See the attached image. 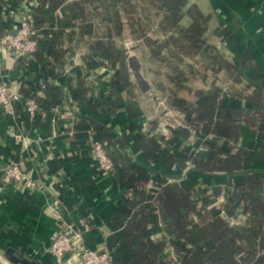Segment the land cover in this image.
Masks as SVG:
<instances>
[{
  "label": "crops",
  "instance_id": "crops-1",
  "mask_svg": "<svg viewBox=\"0 0 264 264\" xmlns=\"http://www.w3.org/2000/svg\"><path fill=\"white\" fill-rule=\"evenodd\" d=\"M188 1L189 6H196L208 19L204 35L208 44L216 48L218 55L240 66L244 77L238 82L209 69L214 74V84L206 82L195 95L180 97L194 105L203 104L209 93L218 89L222 103L217 114L221 110L256 108L246 97L254 94L253 88L247 86L248 79L264 88V0ZM6 4L10 9L7 18ZM27 5L34 7L36 22L43 29L38 51L30 70L2 54L0 77L10 84L18 85L23 81L22 91L27 95L37 85V76H51L55 83L49 90L58 92L55 105L66 98L73 110L79 109L80 123L76 135L62 134L52 138L51 115L31 122L26 117L13 118L0 110V165L17 164L35 183V188H18L15 184L4 190L0 188V255L4 258L0 264H19L18 260L56 264L50 253L51 238L62 228L65 230L63 221L83 235L89 248L108 249L113 264H130L122 236L128 220L140 206L147 204L152 208V220L143 237L154 241L163 239L157 233L159 227L154 215V202L159 203L157 188L162 186L196 182L210 199V192L215 197L226 196L223 193L228 189L235 190L250 174H257L261 179L257 195L264 203V127L243 123L236 141L215 134L218 142L209 139L208 145L221 146L223 157L234 147L245 150L242 171L230 175L224 172L205 174L194 171L192 160L184 165L173 161L165 164L169 154L192 156L182 150V144L190 139L193 131L204 136L213 133L196 129L191 124L193 115L177 109L172 100H166L169 105L162 107L164 100L160 89L141 80L145 72L154 69L145 63L146 60L152 62L156 54L153 46L161 38L143 34L124 7L118 6L122 28L117 32L116 23L109 21L101 1L0 0V33L9 28ZM162 39L168 41L167 36ZM98 42L111 46L114 52L137 64L136 70L128 66L130 85L114 90L111 83L110 93L102 102L97 98L106 91L107 85L104 91L97 92L98 95L92 94L84 79L85 73L95 72L101 60L112 66L110 59L95 50ZM76 56L83 61L80 66L70 60ZM198 56L209 68L203 56ZM118 68L113 69L116 72ZM28 75L31 79L25 84L24 76ZM46 99L54 102L52 96L38 98L39 102ZM90 129L107 145L115 162V170L110 175L98 172L88 147ZM178 129L187 132L175 134L173 130ZM149 138L157 140L161 149L159 155L150 156L144 148L143 141ZM130 199L137 202L131 210ZM228 199L232 202L229 204L232 214L243 207L235 198ZM259 216L264 217V211L253 219ZM258 222L253 220L249 228L259 227ZM187 246L194 249L190 244ZM165 254L168 264L174 260L175 264L179 263L173 246L166 245Z\"/></svg>",
  "mask_w": 264,
  "mask_h": 264
},
{
  "label": "trees",
  "instance_id": "trees-1",
  "mask_svg": "<svg viewBox=\"0 0 264 264\" xmlns=\"http://www.w3.org/2000/svg\"><path fill=\"white\" fill-rule=\"evenodd\" d=\"M97 1L102 2L109 21L116 23L117 32L122 28L118 6L124 7L129 14L134 9L133 0ZM140 1L148 2L152 9L157 10V16L162 18L159 28L168 37L162 48L170 49L172 58H178L183 62L184 57L200 54L208 62L211 71L228 75L238 82L243 80L244 73L241 67L218 55L216 48L208 44L204 38L208 30V19L196 6H189L188 0ZM95 50L111 60L112 68L119 67L112 81L114 90L128 87L130 85L128 66L136 70V61L124 58L122 54L114 52L111 46H105L102 42L95 45ZM204 78L207 81L209 77L204 76ZM247 86L254 90L252 96L246 97L256 107L254 109L221 110L217 114L222 103L218 89L209 93L206 103L194 105L175 95L172 97V105L182 112H190L193 115L191 124L196 129L213 133L222 139L236 141L243 123L264 127V88L252 79H248ZM32 94L30 90L27 96ZM46 94L48 97L52 96L54 102L51 103L46 99L41 103L49 107L55 106L58 92L55 89L51 91L48 87ZM98 129L102 130L99 127ZM173 132L182 134L187 131L178 129ZM143 142L150 156L159 155L161 149L155 138L144 139ZM220 148L221 146L209 145L205 154L194 157L189 154L186 156L169 154L166 155L164 162L168 164L173 161L177 165H184L192 160L194 171L205 174L224 172L230 175L244 170L242 163L247 154L245 150L234 147L231 153L227 152L223 157ZM260 183L261 179L257 174H250L236 186L235 190L228 189L223 193L227 198H235L243 204L246 217L238 226H230L219 217L203 190L193 192L196 182L157 188L159 191L157 202L163 209L167 228L174 237L169 241L164 238L159 241L144 238L152 220L150 217L152 208L147 204L140 206L136 214L128 220V226L122 236L130 264H168V256L165 254L166 245L174 247L180 259L178 264H264V227H262L264 217L253 219L259 212L264 211V203L257 195ZM194 196L202 197L201 205L197 204ZM128 204L130 210L137 206L136 200L133 199H130ZM253 220L259 221V227L249 228L248 225L253 223ZM187 244L194 249H188Z\"/></svg>",
  "mask_w": 264,
  "mask_h": 264
},
{
  "label": "built area",
  "instance_id": "built-area-1",
  "mask_svg": "<svg viewBox=\"0 0 264 264\" xmlns=\"http://www.w3.org/2000/svg\"><path fill=\"white\" fill-rule=\"evenodd\" d=\"M9 6H4L5 17L7 18ZM35 9L31 5L25 8L18 14L14 22L4 32L0 33V64L2 54H6L11 60L17 64H21L24 68L30 70L31 62L35 58L38 51L40 41L43 37V29L37 24L35 19ZM75 65L80 66L83 61L78 57L70 59ZM26 72V71H25ZM70 74V69H67ZM115 70L109 66L104 60L100 61V65L95 68V72L89 75L85 73V81L89 91L92 94H97L98 91L105 92L98 96L97 100L104 101L110 93V85L115 76ZM38 77V76H37ZM36 86L32 90V95L27 96L22 91V82L18 85L10 84L3 81L0 77V110L13 118L22 119L26 117L31 122L39 119H45L51 115L52 138H57L62 134L69 136L76 135V129L80 123L79 109L73 110L71 102L68 103L66 98L59 101L55 106H45L39 102L38 98H46V89L55 83V79L49 77H38ZM30 76H24L25 84L30 81ZM77 83V79L73 80ZM72 101V100H70ZM93 129L89 130L90 138L88 147L90 149L93 160L97 166L98 172L102 175H110L115 170V162L108 152L107 145L101 141L96 134H92ZM165 134L167 131H164ZM216 140L218 137L214 134L204 136L198 131H193L190 139L182 144V150H187L192 156L205 154L208 151L209 141ZM1 185L2 190L15 184L18 188L31 187L35 188L33 180H29L27 176L20 170L17 164L0 165ZM196 192L201 189L199 185L193 186ZM155 189V188H153ZM152 190V189H151ZM194 194V193H193ZM211 207L217 210L221 217L230 226H238L243 223L245 211L241 206L236 213H231L229 204L231 200L222 195L221 197L213 196L209 193ZM194 200L198 205H201L202 197ZM57 203V202H56ZM59 204V203H57ZM154 215L157 226L159 227L158 235L160 238L171 240L174 236L167 228L164 219V212L159 203L154 202ZM62 230L53 234L51 238L50 253L55 257L56 264H113L112 254L108 249H92L89 248L84 241L83 235L79 233L75 227L66 226L62 222ZM172 252V251H171ZM173 256V254H172ZM0 261L4 258L0 255ZM175 261V260H174ZM173 262L169 264H175ZM7 263V262H5ZM8 264V263H7Z\"/></svg>",
  "mask_w": 264,
  "mask_h": 264
},
{
  "label": "rangeland",
  "instance_id": "rangeland-1",
  "mask_svg": "<svg viewBox=\"0 0 264 264\" xmlns=\"http://www.w3.org/2000/svg\"><path fill=\"white\" fill-rule=\"evenodd\" d=\"M134 9L131 13L134 21H137L136 27L143 31V34H149L153 38H161L159 42L153 46L155 55L152 57V62L146 60L145 65L153 66V71H147L141 80L144 83L151 84L160 89L162 96V107L168 106L167 101H171L173 96H191L197 93L199 88H202L206 82L210 84L215 82L214 74L206 67L202 58L198 55L184 57L182 62L178 58H172L170 49L162 48L165 43L164 34L159 28L161 17L157 16V10L152 9L149 3L140 0H133ZM151 9V10H150ZM151 11V12H150ZM188 24V22L186 23ZM135 28V27H134ZM207 65L208 62L206 63ZM178 69V70H177ZM204 76H211L205 81ZM221 80V79H220ZM193 89L191 93L188 89ZM167 98V99H165ZM171 104V103H170ZM173 124H179L173 121Z\"/></svg>",
  "mask_w": 264,
  "mask_h": 264
},
{
  "label": "water",
  "instance_id": "water-1",
  "mask_svg": "<svg viewBox=\"0 0 264 264\" xmlns=\"http://www.w3.org/2000/svg\"><path fill=\"white\" fill-rule=\"evenodd\" d=\"M17 263H19V264H31L28 260H18Z\"/></svg>",
  "mask_w": 264,
  "mask_h": 264
}]
</instances>
